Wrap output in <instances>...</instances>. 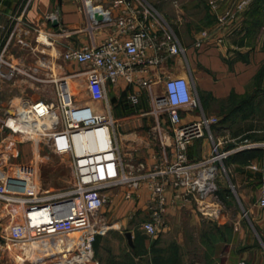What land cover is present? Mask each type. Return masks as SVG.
I'll return each mask as SVG.
<instances>
[{
	"label": "crops",
	"instance_id": "obj_1",
	"mask_svg": "<svg viewBox=\"0 0 264 264\" xmlns=\"http://www.w3.org/2000/svg\"><path fill=\"white\" fill-rule=\"evenodd\" d=\"M125 1L92 3L109 9L114 17L131 13L137 25L143 20V10H150L153 16L145 23L156 42L169 35L184 53L166 55L161 51L159 64L135 72L132 83L123 76L115 82L106 81L105 99L92 101L85 73L90 65L65 60L63 54L71 48L101 44L118 34L115 25L90 26L81 0H0V66L3 71L15 67L12 77L0 75V110L17 100L55 104L60 87L70 84L73 101L126 119L146 113L144 109L152 104L153 94L167 77L183 76L198 100L197 107L180 108L183 122L214 119L206 132L223 138L225 147L243 139L264 145V0H253L245 11L221 26L211 2L221 10L232 0ZM147 53L156 55L153 49ZM76 78L82 98L73 95ZM140 80L148 85L141 86ZM131 91L139 94L136 106L127 101ZM5 129L0 124V144L12 150L13 159L24 151L33 160L31 145L16 144L18 135ZM153 129L157 134L153 139L141 136V129L127 134L135 142L129 147L122 145L121 153L134 169L173 158L169 126ZM211 146L208 135L194 139L188 145V157H205ZM223 168L212 196L219 210L215 217L202 215L194 197L183 189L166 186L165 213L155 236L138 240L144 253L133 257L135 264H236L240 260L264 264V208L258 205L264 146L236 152L224 161ZM149 194L146 185L134 194L137 208L146 218ZM11 210L21 212L15 205L8 208L0 203V233L11 221ZM131 243L133 247V240Z\"/></svg>",
	"mask_w": 264,
	"mask_h": 264
},
{
	"label": "built area",
	"instance_id": "obj_2",
	"mask_svg": "<svg viewBox=\"0 0 264 264\" xmlns=\"http://www.w3.org/2000/svg\"><path fill=\"white\" fill-rule=\"evenodd\" d=\"M81 1L90 26L113 24L118 31L99 45L71 48L63 54L65 60L90 65L85 70L90 100L105 99L106 81L115 82L123 76L132 83L135 72L161 62V51L166 55L184 53L183 47L169 35L156 42L155 35L145 23L149 16H153L150 10H143V20L137 25L131 13L129 16L114 17L109 9L94 5L92 0ZM252 1L232 0L221 10L215 2H211L218 25H224L245 11ZM97 14L102 17L100 20L96 18ZM203 35H207L206 30ZM148 49L155 50L156 55H149ZM1 63L7 65L8 62L2 60ZM9 67L3 71L0 66V75L12 77L15 67ZM139 83L141 86L148 85L146 80ZM163 88L162 95L154 96V101L168 113L173 158L161 159L150 167L139 164L136 169L125 161L121 153L115 132L116 119L110 111L99 112L92 105L73 101L68 87H60L59 101L55 104L45 100H17L10 101L7 107L0 110V122L11 133L26 140H41L53 153L67 155L74 176L72 183L64 189L43 190L34 183L35 169L32 165L18 166L12 174L0 165V203L8 208L15 205L21 211L20 214L13 210L9 212L11 221L6 231L0 233V254L5 241L30 243L79 232L78 239L70 241L66 253L63 254L62 249L56 255L55 264H61L63 258L70 259L71 264L87 262L93 254L96 235L105 232L101 213L107 200L105 193L120 186L128 187L126 198L134 196L142 185L150 189L149 218L141 224L142 230L148 234L157 233L165 213L167 185L192 195L202 215H218V206L212 196L217 190L216 179L224 169V161L236 152L264 145L243 139L225 147L223 138L206 132L214 119L182 121L180 108L198 105L197 96L187 78L169 76L164 80ZM65 95L70 97L69 101H65ZM126 98L133 106L139 102V94L135 91L129 92ZM205 135L212 142L210 153L191 160L187 153L188 145ZM258 205L264 208V176L259 186ZM62 244L61 240L60 246ZM236 264L248 263L240 260Z\"/></svg>",
	"mask_w": 264,
	"mask_h": 264
},
{
	"label": "rangeland",
	"instance_id": "obj_3",
	"mask_svg": "<svg viewBox=\"0 0 264 264\" xmlns=\"http://www.w3.org/2000/svg\"><path fill=\"white\" fill-rule=\"evenodd\" d=\"M78 83L79 81L76 78L75 87L72 88L73 95L76 98H82L83 92L78 89ZM67 86L71 88L70 84ZM67 86L64 85L63 88ZM163 91L162 86L153 94V97L162 95ZM131 108H134L132 110H138V107ZM144 110L146 111L144 115L136 111L138 115L126 119H122V117H118L113 113L116 119L115 132L120 150L122 145L129 147L130 144L135 142L134 138L127 136L128 132L134 129H137V131L141 129V136L153 139L157 135L153 127L170 126L166 109L158 107L155 101ZM15 138H17L16 144L18 145L25 147L31 145L29 149L33 153V160H30L31 157H26L24 151H19L18 158L14 160L12 154H10L12 150L0 144V165L5 170L12 174L18 166L32 165L35 169L33 174L34 183L43 190H60L72 183L74 176L70 158L67 155L53 153L48 145L41 140H26L20 135ZM126 190H128V187L120 186L106 191L107 200L101 209V213L103 227L108 228L102 234L98 251L93 250L91 259L80 264H135L133 257L144 253L143 246L138 244V240L155 236V234H148L142 230L141 224L148 218L144 217L143 212L137 208L136 196L125 197ZM115 223L118 226L112 228L111 226ZM126 232L131 233V240L135 243L133 247L131 245L133 243H129L126 237ZM78 233L58 237L63 241L60 246L63 249V254L66 253L69 242L78 239ZM44 244L45 242L40 240L30 243L5 241L0 254V264H55L58 248L52 245L51 242Z\"/></svg>",
	"mask_w": 264,
	"mask_h": 264
},
{
	"label": "bare ground",
	"instance_id": "obj_4",
	"mask_svg": "<svg viewBox=\"0 0 264 264\" xmlns=\"http://www.w3.org/2000/svg\"><path fill=\"white\" fill-rule=\"evenodd\" d=\"M70 100V97L68 95H65V101H69ZM118 226L117 223L113 224V226H111L112 228H116ZM108 227H102L103 230L107 229ZM40 241H43L45 242L44 245H46L47 243H52V245H54L55 247L58 248V251L56 252V254L62 252V249L60 247V243H61V239L60 238H52V237H49V238H45V239H41ZM70 243V242H69ZM58 244V245H57ZM38 245V244H37ZM70 245V244H69ZM51 249V248H50ZM61 261V260H60ZM71 260L69 259H66V258H63V260L61 261V264H71Z\"/></svg>",
	"mask_w": 264,
	"mask_h": 264
},
{
	"label": "water",
	"instance_id": "obj_5",
	"mask_svg": "<svg viewBox=\"0 0 264 264\" xmlns=\"http://www.w3.org/2000/svg\"><path fill=\"white\" fill-rule=\"evenodd\" d=\"M96 18L100 20L102 17L97 14ZM126 237L128 238L129 243H131V233L130 232H126ZM101 239H102V235L97 234L95 237V241H94V250L95 251H98Z\"/></svg>",
	"mask_w": 264,
	"mask_h": 264
}]
</instances>
